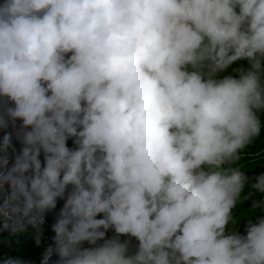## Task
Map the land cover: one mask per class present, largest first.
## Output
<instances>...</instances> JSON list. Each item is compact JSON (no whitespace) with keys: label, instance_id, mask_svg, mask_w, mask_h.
<instances>
[{"label":"clouds","instance_id":"9594fccd","mask_svg":"<svg viewBox=\"0 0 264 264\" xmlns=\"http://www.w3.org/2000/svg\"><path fill=\"white\" fill-rule=\"evenodd\" d=\"M262 129L264 0H0V216L63 201L42 264H264L229 231Z\"/></svg>","mask_w":264,"mask_h":264},{"label":"trees","instance_id":"16d2710c","mask_svg":"<svg viewBox=\"0 0 264 264\" xmlns=\"http://www.w3.org/2000/svg\"><path fill=\"white\" fill-rule=\"evenodd\" d=\"M0 136H2L1 132ZM14 143L17 144L18 142L14 139ZM68 145L69 147L73 146L71 140H69ZM256 204L264 216V194L258 195ZM62 206L63 201H58L57 209L47 214L42 224L33 227L25 222V230L15 234L4 227V224L10 223V221L0 216V264H7L9 260L14 261L15 264H42L45 255L52 246L54 233L51 230V225ZM110 234L111 231L108 232V237ZM37 237H39V243H37Z\"/></svg>","mask_w":264,"mask_h":264},{"label":"rangeland","instance_id":"374dc122","mask_svg":"<svg viewBox=\"0 0 264 264\" xmlns=\"http://www.w3.org/2000/svg\"><path fill=\"white\" fill-rule=\"evenodd\" d=\"M256 138L252 144H250L242 155V159L239 164L242 166V171L245 172L246 176L249 178L245 185L244 191L241 194V200L238 202L237 208L234 210V218L236 220L235 225L229 226V231L236 230L241 234H245V227L249 220L255 222L258 218H264L262 212L256 204V199L258 195H262L259 191L251 188V184L254 182L255 177L264 173V133ZM3 135V133L1 132ZM15 144V143H14ZM17 149H19V143L15 144ZM248 197L243 199V197ZM256 208V209H254ZM113 235L111 231L110 237ZM109 237V238H110ZM121 239H127L126 237H121ZM137 242L132 239V246L134 247Z\"/></svg>","mask_w":264,"mask_h":264}]
</instances>
